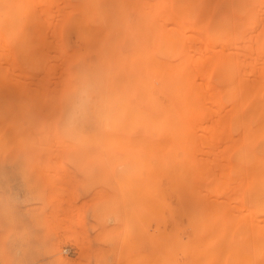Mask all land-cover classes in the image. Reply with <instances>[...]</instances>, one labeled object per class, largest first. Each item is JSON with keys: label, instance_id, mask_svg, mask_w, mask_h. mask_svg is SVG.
<instances>
[{"label": "rangeland", "instance_id": "374dc122", "mask_svg": "<svg viewBox=\"0 0 264 264\" xmlns=\"http://www.w3.org/2000/svg\"><path fill=\"white\" fill-rule=\"evenodd\" d=\"M23 1L0 0V119L8 121L0 127V264H231L222 159L231 156V103L201 34L218 19L264 22V1L207 0L204 16L189 21L196 38L182 39L178 57L171 18L138 0ZM179 61L192 86L175 71ZM12 129L21 142L12 143ZM190 157L201 172L189 168Z\"/></svg>", "mask_w": 264, "mask_h": 264}, {"label": "bare ground", "instance_id": "6f19581e", "mask_svg": "<svg viewBox=\"0 0 264 264\" xmlns=\"http://www.w3.org/2000/svg\"><path fill=\"white\" fill-rule=\"evenodd\" d=\"M20 1V0H18ZM23 1V0H22ZM27 1V0H26ZM25 1V3H26ZM29 1V0H28ZM34 1V0H33ZM48 1V0H47ZM125 1V0H124ZM127 1V0H126ZM129 1V0H128ZM127 1V2H128ZM133 1V0H132ZM257 1V0H256ZM260 1V0H259ZM264 1V0H263ZM261 1V2H263ZM2 2V0H1ZM53 1H51L52 3ZM56 2V0L54 1ZM62 2V1H61ZM66 2H70L67 1ZM214 2V1H213ZM258 2V1H257ZM5 3V2H4ZM22 2H19V5ZM124 3V2H123ZM126 3V2H125ZM136 3V2H134ZM139 5L143 8H147L148 10H150L151 8L153 9L154 12V16H159V19L162 20H167L168 17L171 18V21L174 25V27H172L174 34L172 35V42H173V48H174V53L176 52L175 48H177V52L175 53L176 57L179 56V54H181L183 56V50L184 48H186L187 46L185 45V42H182V39L185 40L186 37L190 36L195 37L193 35H187V31L190 29L191 24L189 25V21L193 18H200L201 15L205 14L204 11L202 9H204L205 5H207V0H138ZM1 4V3H0ZM3 4V3H2ZM129 4V3H127ZM126 4V5H127ZM131 4V3H130ZM129 4V5H130ZM133 4V3H132ZM263 4V3H262ZM23 5H24V1H23ZM21 5V8L22 6ZM49 5V3H48ZM61 5V4H60ZM59 5V6H60ZM135 5V4H134ZM25 7L28 8V6L24 5ZM34 6V5H33ZM46 6V5H45ZM57 6V5H55ZM58 6V7H59ZM133 6V5H132ZM137 6V4L135 5ZM47 7V6H46ZM51 7V6H50ZM61 7V6H60ZM121 7V6H120ZM9 8V7H8ZM29 8H31L32 10V6L29 5ZM49 8V6H48ZM55 8V7H54ZM57 8V7H56ZM72 8V7H71ZM1 9V8H0ZM18 9V8H17ZM20 9V8H19ZM59 8H57L56 10H58ZM2 10V9H1ZM0 10V11H1ZM26 10V9H25ZM24 10V12H25ZM68 10V9H67ZM203 11V13L201 11ZM264 10V9H263ZM14 11V10H13ZM23 11V10H22ZM48 11V9H47ZM52 11V9L50 10ZM21 12V10H20ZM30 12V11H29ZM62 12V11H61ZM64 12V11H63ZM62 12V13H63ZM250 12V11H249ZM249 12H246L248 14H250ZM19 13V12H18ZM27 13V12H26ZM31 13V12H30ZM52 12H50L49 15H51ZM59 13V12H58ZM67 14H69L68 12H66ZM202 13V14H201ZM245 13V15H246ZM22 14V13H21ZM32 14V13H31ZM54 14V13H53ZM57 14V13H56ZM60 14V13H59ZM66 14V16H67ZM254 14H256L254 12ZM34 15V13H33ZM47 15V14H46ZM58 15V14H57ZM63 15V14H62ZM61 15V16H62ZM252 16H254L253 14H251ZM27 16V15H26ZM29 17H31L28 14ZM35 16V15H34ZM33 16V19L35 18ZM65 16V17H66ZM195 16V17H194ZM199 16V17H198ZM204 16V15H203ZM201 16V17H203ZM250 16V15H249ZM247 16V18L249 17ZM18 17V14H17ZM68 17V16H67ZM238 17V16H237ZM256 17V15H255ZM57 18V17H56ZM167 18V19H166ZM251 18V16H250ZM4 19V18H3ZM36 19V18H35ZM48 19V18H47ZM53 19V18H52ZM233 19V18H232ZM5 20V19H4ZM25 20V17H24ZM27 20V19H26ZM49 20V19H48ZM68 20V19H66ZM242 20V19H241ZM253 20V18H252ZM249 21L248 20H242V21H224L221 19H218L217 21H211L210 22V26H209V31L206 30V32H204L201 35H204L203 37H205V39L203 38L204 42L206 43V51L209 54V58H212L215 62H214V67L218 68V72H217V81L216 83H218V87L220 89V91L222 93L225 94V96H227V98L229 99L230 103H231V137H229L230 134H226L225 137H228V140H226L224 138V140L226 141V145L225 146H229V144L231 145V156H227V152H223V156L222 159L225 160L224 164L225 165V169L227 170V173L224 170V175L226 177H224V181L226 182V179H228L229 176V180L226 182L228 183L229 181L231 182V194L229 197L231 200V264H264V22H256V21ZM31 21V20H30ZM33 21V20H32ZM35 21V20H34ZM45 21V20H43ZM64 21V20H62ZM38 20H36V24ZM49 24L51 22L47 21ZM66 22V21H65ZM4 23V21H3ZM19 23V22H18ZM23 23V22H22ZM25 23V21H24ZM23 23V28L27 27L25 24ZM57 23V22H56ZM8 24V23H7ZM29 24V23H28ZM36 24H32L36 25ZM49 24L48 27H49ZM31 25V24H30ZM40 25V24H39ZM43 25V24H42ZM46 25V24H45ZM52 25V24H51ZM4 26V25H3ZM9 26V25H7ZM54 26V25H53ZM61 26V25H60ZM12 28V26H9ZM22 31L24 32L25 28ZM51 27H49L50 29ZM57 28H58V24H57ZM178 28H180L181 30L178 31ZM1 29V28H0ZM6 29V28H5ZM4 29V30H5ZM8 29V28H7ZM6 29V30H7ZM29 29H31L29 27ZM29 29L27 31H29ZM34 29V27H33ZM32 29V30H33ZM43 29V28H42ZM47 29V26H46ZM3 30V31H4ZM9 30V29H8ZM31 31V33H33ZM35 30V29H34ZM45 30V29H43ZM42 31V30H41ZM46 31V30H45ZM45 31H42L43 33H45ZM53 31V28H52ZM58 31V30H57ZM8 32V31H7ZM37 31H34V33ZM41 32V33H42ZM22 33V32H21ZM26 33V32H24ZM38 33V32H37ZM36 33V34H37ZM40 33V34H41ZM42 33V34H43ZM47 33V32H46ZM55 32H53L54 34ZM1 34V33H0ZM3 34V33H2ZM1 34V35H2ZM5 34V33H4ZM8 34V33H7ZM11 34V33H10ZM9 34V35H10ZM35 35V34H34ZM47 36V34H43V36ZM49 35V34H48ZM58 35V34H57ZM5 36V35H3ZM7 36V35H6ZM21 36V35H20ZM1 37V36H0ZM26 37V36H24ZM36 37V36H35ZM34 37V38H35ZM49 37V36H48ZM52 37L54 38V36L52 35ZM198 38H200L199 36H197ZM23 38V36H22ZM47 38V37H46ZM56 38V37H55ZM54 38V39H55ZM196 38V37H195ZM21 39V38H20ZM25 39V38H24ZM36 39V38H35ZM39 39V38H38ZM41 41L43 40L40 37ZM39 39V40H40ZM188 39V40H189ZM19 40V39H18ZM29 40V39H28ZM53 40V39H52ZM56 41H58L57 39H55ZM183 40V41H184ZM199 40V39H198ZM49 42L50 40H46ZM22 42V41H21ZM24 42V41H23ZM45 42V41H43ZM42 42V43H43ZM53 43V41H51ZM55 42V41H54ZM191 43V45H194V41H187V43ZM1 43V42H0ZM3 43V41H2ZM1 43V44H2ZM36 43V42H35ZM39 43V42H38ZM36 43V45L38 44ZM41 43V44H42ZM193 43V44H192ZM202 44V42H199ZM19 44V43H18ZM24 44V43H23ZM28 44V43H27ZM40 44V43H39ZM38 44V45H39ZM55 44V43H54ZM37 45V46H38ZM45 45V44H43ZM52 45V44H51ZM58 45V43H57ZM55 45V46H57ZM190 45V44H188ZM24 47V45H22ZM26 46V45H25ZM30 46V45H28ZM36 46V48H37ZM50 46V44H49ZM48 46V47H49ZM175 46V47H174ZM5 47V46H3ZM2 47V48H3ZM40 47V45H39ZM48 50L49 48L47 46H45ZM58 47V46H57ZM55 47V49L57 48ZM183 50H181V53L178 52L180 50V48ZM25 48V47H24ZM23 48V49H24ZM34 47L35 50H38ZM42 48V47H41ZM202 48L201 46L198 48V50L200 51ZM5 49V48H4ZM4 49H2L3 51H5ZM7 49V48H6ZM14 49V48H13ZM16 49V48H15ZM20 49V48H19ZM18 49V52H20V50ZM47 49L42 50V51H47ZM54 49V47H53ZM54 49V50H55ZM8 50V49H7ZM10 50V49H9ZM17 50V49H16ZM34 50V51H35ZM41 50V49H40ZM38 50V52H41ZM53 50V51H54ZM57 50V49H56ZM55 50V51H56ZM26 51V50H25ZM52 51V50H51ZM183 51V52H182ZM192 51V50H190ZM68 52V51H67ZM71 52V51H70ZM75 53V51H73ZM203 52V49H202ZM205 52V51H204ZM2 53V52H1ZM8 54V52H6ZM11 53V51H10ZM24 53V51L22 52ZM26 53V52H25ZM33 53V52H32ZM31 53V54H32ZM36 53V52H35ZM72 55H75V54ZM179 53V54H178ZM30 56H34L31 55ZM49 54V53H48ZM48 54H45L46 56H43V58H45V60L42 59L39 64H41L42 60V64H46L45 61L47 60V58L49 57ZM4 55V54H3ZM10 55V54H8ZM24 55V54H23ZM51 56V53L49 54ZM56 55V54H55ZM178 55V56H177ZM185 55V54H184ZM2 56V55H1ZM7 56V55H5ZM12 56V54H11ZM11 56H7L9 58H11ZM20 56V55H19ZM36 56V55H35ZM38 56V55H37ZM36 56V59H38ZM3 57V56H2ZM26 57H28L26 55ZM25 57V58H26ZM53 57V56H51ZM49 57V58H51ZM56 57V56H55ZM68 57V56H67ZM66 57V58H67ZM20 58V57H19ZM22 58V56H21ZM24 58V59H25ZM30 58V57H29ZM48 58V59H49ZM57 58V57H56ZM6 59V58H5ZM23 59V58H22ZM34 59V60H36ZM54 59V58H53ZM10 60V59H9ZM18 60V59H17ZM20 60V59H19ZM26 60V59H25ZM28 60V58H27ZM26 60V61H27ZM31 60V59H29ZM28 60V61H29ZM34 60L32 63H34ZM75 60V59H74ZM12 61V60H11ZM25 61V63H26ZM27 61V62H28ZM48 61V60H47ZM46 61V62H47ZM4 62V61H3ZM8 62V61H6ZM24 62V61H23ZM31 62V61H30ZM38 62V60L36 61ZM52 62V60H51ZM50 62V63H51ZM5 63V62H4ZM12 63V62H11ZM24 63V64H25ZM53 63V62H52ZM51 63V64H52ZM6 64V63H5ZM10 64V62H9ZM8 64V65H9ZM14 64V63H13ZM29 64V62L27 63V65ZM48 64V63H47ZM46 64V66H47ZM55 64V62L53 63ZM52 64V69L54 67V65ZM1 65V64H0ZM6 65V66H8ZM26 65V64H25ZM216 65V66H215ZM5 66V68H6ZM10 67L12 65H9ZM8 66V67H9ZM35 66V63H34ZM32 64V68L34 67ZM37 66V65H36ZM45 66V68H46ZM175 71L177 72V74L179 75V77H184V79L186 80V82L189 85H193L191 82L192 80H187L189 75H186L187 73H185V70H181L180 67V61L179 63L177 62V64L175 63L174 65ZM4 67V66H3ZM9 67V68H10ZM13 67V66H12ZM29 67V65H28ZM39 67V66H38ZM43 67V65L41 66ZM50 67V66H49ZM58 67V66H57ZM56 66L54 67L57 68ZM17 68V67H16ZM26 68V67H24ZM215 68V69H216ZM1 69V68H0ZM15 68H11L10 70H14ZM28 69V68H27ZM35 69V67L33 68ZM51 69V68H50ZM51 69V70H52ZM9 70V71H10ZM30 70V68H29ZM32 70V69H31ZM42 70V68H41ZM47 70V68H46ZM45 70V71H46ZM49 70V69H48ZM60 70V69H59ZM217 70V69H216ZM6 71V70H5ZM15 71V70H14ZM43 71V72H45ZM182 71V73H181ZM18 72V71H17ZM55 72V71H54ZM74 74V71H71ZM181 73V74H180ZM8 74V73H7ZM13 74V73H12ZM17 74V73H16ZM20 74V73H19ZM19 74L17 75V77L19 76ZM30 74V72H29ZM72 74V73H71ZM72 74V75H73ZM15 75V74H14ZM46 75V74H45ZM48 75V73H47ZM50 75V74H49ZM182 75V76H181ZM187 78H186V76ZM22 76V75H20ZM33 76V75H32ZM10 77H11V73H10ZM48 77V76H47ZM72 77V76H71ZM190 77V76H189ZM192 77V76H191ZM13 78V77H11ZM10 78V79H11ZM50 78V76L48 77ZM58 78V76H57ZM194 78V77H193ZM14 79V78H13ZM12 79V80H13ZM34 79H38V78H34ZM42 79V78H40ZM31 80V79H30ZM39 80V79H38ZM195 80V79H194ZM14 81V80H13ZM41 82V80H39ZM45 81L42 79V82ZM47 81V78H46ZM15 82V81H14ZM19 82V80L17 81ZM21 82V81H20ZM38 83V81H36ZM34 83V82H33ZM47 83V82H46ZM36 84V83H35ZM41 84V83H40ZM39 84V85H40ZM69 85V84H68ZM38 86V85H36ZM43 86V83H42ZM70 86V85H69ZM68 86V87H69ZM22 87V84H21ZM20 87V88H21ZM44 87V86H43ZM71 87V86H70ZM34 89V88H33ZM39 89V88H38ZM43 89V88H42ZM36 90V95H39V91L35 88L34 91ZM38 91V92H37ZM45 92V91H42ZM19 93V92H18ZM17 93V94H18ZM41 93V92H40ZM47 93V91H46ZM46 93H43L42 97L46 96ZM51 94V92H50ZM218 94V93H217ZM21 95V94H20ZM41 95V94H40ZM36 96V97H37ZM48 96V95H47ZM52 96V94H51ZM34 97V98H36ZM39 97V96H38ZM54 97V96H52ZM51 97V98H52ZM50 98V97H49ZM39 99V98H38ZM37 99V100H38ZM49 100V99H48ZM111 100V99H110ZM36 101V100H35ZM42 101V100H41ZM51 101V100H50ZM48 103V102H47ZM41 104H45V103H41ZM60 104V102H59ZM35 107V106H34ZM19 111V109H18ZM8 114V113H7ZM6 114V115H7ZM9 116L10 113L8 114ZM8 117V116H7ZM61 119V118H60ZM59 119V120H60ZM30 120V119H29ZM48 120V119H47ZM46 120V122H47ZM52 120V119H51ZM1 121L4 122V120L0 119V127H2V125L4 123H7L8 121H5L4 123L1 124ZM28 123V122H27ZM50 123V120H49ZM48 123V124H49ZM58 123V122H57ZM52 124V125H51ZM50 125L53 126L54 123H51ZM5 126V124H4ZM26 126H28L26 124ZM29 126H30V122H29ZM36 126V125H35ZM34 126V127H35ZM14 127V126H12ZM33 127V128H34ZM57 127V125H56ZM0 128V130H1ZM25 128V132L26 133V137L25 135H23L25 138H29L27 136L28 134V130L29 128ZM50 129V127H48ZM54 128V127H53ZM60 128V127H59ZM4 129V128H3ZM46 129V128H45ZM57 129V128H56ZM75 138L77 137V123L75 122ZM32 129H30L31 131ZM34 130V129H33ZM32 130L31 133H35L36 135H39V133L37 134V132H34ZM37 130V129H36ZM52 130V129H51ZM58 130V129H57ZM2 131V130H1ZM7 131V130H6ZM12 131H16L12 129ZM11 131V132H12ZM48 131V129L46 130ZM54 131V130H53ZM52 131V132H53ZM8 132V131H7ZM14 132V134L12 133V136L15 138L20 137V139H23V137L20 135L21 133L19 132L18 135H16L17 133ZM43 132V131H42ZM1 133V132H0ZM41 133V132H40ZM47 133V132H45ZM49 133V132H48ZM51 133V132H50ZM57 133H60L59 130ZM32 134V135H33ZM53 134V133H51ZM56 134V133H54ZM31 135V134H30ZM35 135V136H36ZM59 135V134H56ZM55 135V136H56ZM4 136H6L4 134ZM19 136V137H18ZM46 135L43 134V137H45ZM86 136V135H85ZM0 137H3L2 134L0 135ZM9 137V136H8ZM10 137L11 140H9L10 142L12 141V138ZM22 137V138H21ZM32 137V136H31ZM34 137V136H33ZM52 137V136H51ZM50 137V138H51ZM9 138V139H10ZM24 138V140H25ZM46 138V137H45ZM60 138V137H59ZM58 138V140H59ZM5 139V138H4ZM3 139V140H4ZM37 139V138H36ZM34 139V140H36ZM40 139V138H38ZM57 138H55L56 140ZM231 139V141L229 140ZM16 140V139H15ZM12 142V143H16L18 141ZM33 140V141H34ZM56 140V142L58 141ZM61 140V139H60ZM59 140V141H60ZM6 141V140H5ZM14 141V140H13ZM22 141V140H21ZM19 141V142H21ZM29 142V140H27ZM39 142V140H37ZM64 141V140H63ZM231 143H229V142ZM4 142V141H3ZM8 142V141H7ZM25 142V143H28ZM41 142V141H40ZM45 142V140H43L41 143ZM52 144V141H50ZM49 142V143H50ZM62 141L57 142V145L60 146L59 144H61ZM9 143V142H8ZM32 143V140H31ZM35 143V142H33ZM32 143V144H33ZM55 143V142H54ZM59 143V144H58ZM64 143V142H62ZM229 143V144H228ZM20 144V143H19ZM24 144V142H23ZM35 144H38L37 142ZM47 144V143H46ZM225 144V142L223 143ZM6 145V144H5ZM54 145V144H52ZM67 145V144H64ZM56 146V145H55ZM224 146V145H223ZM224 146V147H225ZM7 147V146H6ZM5 147V148H6ZM222 144L220 145L219 149H221ZM222 147V149L224 148ZM60 148V147H59ZM229 148V147H228ZM56 149V148H55ZM230 149V148H229ZM150 149H148L149 151ZM163 150V149H162ZM165 150V149H164ZM190 150V149H189ZM188 150V151H189ZM194 150V149H193ZM193 150L189 151L192 152ZM204 150V149H203ZM225 150V149H223ZM1 151V150H0ZM130 151V150H129ZM147 151V149H146ZM151 151H155L153 149H151ZM159 151V149L157 150ZM161 151V150H160ZM202 150L200 149V152ZM207 151V150H206ZM213 153V151H210ZM222 152V151H221ZM161 153V152H160ZM188 153V152H186ZM203 153V152H201ZM205 153V150H204ZM208 153V152H207ZM224 153H226V155H224ZM190 154V153H189ZM188 154V155H189ZM192 154H190L191 156ZM205 155V154H204ZM202 155V156H204ZM208 155V154H206ZM195 157L194 151H193V155ZM191 156V157H192ZM197 156V155H196ZM210 156V155H208ZM187 158V160H189V168L193 169L192 166H197V162L199 161H195V158ZM227 157V158H226ZM123 158V157H122ZM128 158V156H127ZM198 158H200L198 156ZM197 158V160H199ZM202 158V157H201ZM207 158V157H206ZM226 158V159H225ZM209 159V158H208ZM131 160V158H130ZM201 161V160H200ZM203 162H205L202 159ZM208 161V160H206ZM210 161V159H209ZM208 161V162H209ZM131 162V161H130ZM206 162V164L208 163ZM227 162V163H226ZM188 163V162H187ZM186 163V164H187ZM193 163V164H192ZM202 163V162H201ZM200 163V164H201ZM199 164V163H198ZM203 165V169H205V171L207 170V165ZM223 164V165H224ZM209 165V164H208ZM188 166V165H187ZM195 166V167H196ZM206 167V168H205ZM188 169V168H187ZM196 169H199L197 171L201 172V167H196ZM195 169V170H196ZM211 169V168H210ZM195 170H189L190 172L195 171ZM216 170V169H215ZM213 170V171H215ZM222 170V168H221ZM210 171V170H209ZM231 172V178H230V173ZM208 172V171H207ZM206 172V173H207ZM211 172V171H210ZM209 172V173H210ZM194 173V172H193ZM197 173V172H196ZM195 173V175H196ZM215 173V172H214ZM190 174V173H189ZM203 174V173H202ZM211 174V173H210ZM221 174L223 175V173L221 172ZM184 175V174H183ZM194 175V174H192ZM197 174V178H198ZM205 175V174H204ZM203 175V176H204ZM214 175V174H213ZM212 175V176H213ZM228 175V176H227ZM188 176V172L187 175ZM191 176V174H190ZM215 176V175H214ZM207 177V176H206ZM206 177H204V179H206ZM216 177V176H215ZM191 178V177H190ZM189 177L187 179H190ZM196 178V179H197ZM210 178V177H209ZM208 178V179H209ZM213 178V177H212ZM192 180L194 179L191 178ZM215 179V178H214ZM214 179H210L209 182H212ZM191 180V181H192ZM201 180V179H200ZM200 180H195V181H200ZM212 180V181H211ZM190 181V182H191ZM203 181V179H202ZM207 182V180H205ZM194 182V180H193ZM205 182V183H206ZM208 182V183H209ZM215 182V181H214ZM213 182V183H214ZM199 183V182H198ZM207 184V183H206ZM194 185V184H193ZM197 185V184H196ZM204 185V183H203ZM212 185V184H211ZM229 185V184H228ZM227 185V186H228ZM215 186L213 184L212 187H210L209 185V189H212L210 194H213V197L211 195L212 198H214L213 200H217L219 198L218 196V191H219V186L217 185V188L215 189ZM226 186V187H227ZM197 187V186H196ZM208 187V185H207ZM198 188V187H197ZM196 188V190H197ZM206 189V188H205ZM227 189V188H226ZM213 190H215L213 192ZM217 190V194L216 193ZM209 191V190H207ZM228 191H229V187H228ZM225 192V191H224ZM199 193V192H197ZM207 193V192H206ZM209 193V192H208ZM226 194V193H225ZM201 195V194H200ZM207 195V194H206ZM205 195V196H206ZM209 195V194H208ZM207 195V196H208ZM223 197L225 196L224 194H221ZM228 195V194H227ZM206 196V197H207ZM210 197V196H209ZM209 197H207L209 199ZM221 197V196H220ZM205 198V197H204ZM221 199V198H220ZM224 199V198H223ZM221 201V200H219ZM227 201V199H226Z\"/></svg>", "mask_w": 264, "mask_h": 264}, {"label": "clouds", "instance_id": "9594fccd", "mask_svg": "<svg viewBox=\"0 0 264 264\" xmlns=\"http://www.w3.org/2000/svg\"><path fill=\"white\" fill-rule=\"evenodd\" d=\"M71 118V117H70Z\"/></svg>", "mask_w": 264, "mask_h": 264}]
</instances>
